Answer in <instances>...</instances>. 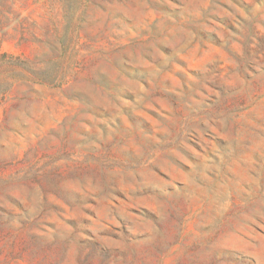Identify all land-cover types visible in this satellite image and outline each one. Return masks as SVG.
Returning <instances> with one entry per match:
<instances>
[{
  "label": "rangeland",
  "instance_id": "1",
  "mask_svg": "<svg viewBox=\"0 0 264 264\" xmlns=\"http://www.w3.org/2000/svg\"><path fill=\"white\" fill-rule=\"evenodd\" d=\"M0 264H264V0H0Z\"/></svg>",
  "mask_w": 264,
  "mask_h": 264
}]
</instances>
